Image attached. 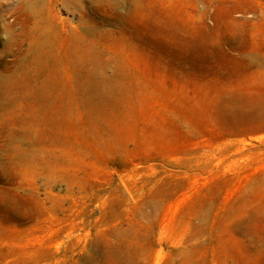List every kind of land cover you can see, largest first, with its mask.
I'll return each mask as SVG.
<instances>
[{"label": "rangeland", "instance_id": "374dc122", "mask_svg": "<svg viewBox=\"0 0 264 264\" xmlns=\"http://www.w3.org/2000/svg\"><path fill=\"white\" fill-rule=\"evenodd\" d=\"M0 264H264V0H0Z\"/></svg>", "mask_w": 264, "mask_h": 264}]
</instances>
